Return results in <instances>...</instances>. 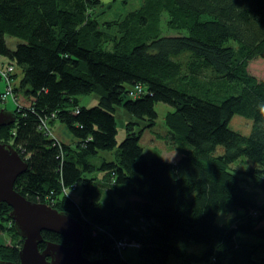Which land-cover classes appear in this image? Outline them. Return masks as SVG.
<instances>
[{
    "label": "trees",
    "instance_id": "16d2710c",
    "mask_svg": "<svg viewBox=\"0 0 264 264\" xmlns=\"http://www.w3.org/2000/svg\"><path fill=\"white\" fill-rule=\"evenodd\" d=\"M156 1L168 27L180 33H150L149 16L132 11L120 22L121 40L109 48L111 36L94 17L100 0H0V56L18 72L9 75L17 119L0 128V142L28 163L14 189L77 218L84 225L82 253L91 259L264 264V201L233 168L252 163L244 174L264 192V79L248 71L252 58H264V0ZM8 38L18 40L14 48ZM185 54L187 65L179 58ZM90 94L98 104L79 102ZM158 103L172 108L164 119L167 137L154 131ZM117 106L130 114L119 144ZM235 114L252 121L248 135L230 127ZM54 116L74 146L50 136L45 122ZM147 145H181L184 153L177 161L146 157ZM114 150L112 159L102 156ZM94 172L106 173L123 205L103 199L86 177ZM77 187L81 201L66 193ZM10 211L0 204V233L10 223L18 235ZM226 214L237 218L220 222ZM42 234L41 250L45 241L70 243ZM238 234L255 240L240 241ZM120 240L137 245L139 262L123 257ZM23 241L19 235L16 244L0 245V260L18 262Z\"/></svg>",
    "mask_w": 264,
    "mask_h": 264
},
{
    "label": "rangeland",
    "instance_id": "374dc122",
    "mask_svg": "<svg viewBox=\"0 0 264 264\" xmlns=\"http://www.w3.org/2000/svg\"><path fill=\"white\" fill-rule=\"evenodd\" d=\"M100 6L97 7L96 12H95V18L96 21L100 25V29L103 30L107 35L111 36V40L106 43L109 48H113V44L115 43L114 40H121V37L124 35L122 31H120V22H124L127 16L130 14L132 11L136 12H144L146 13L152 23V29L149 31L152 33V31H158L162 36H175V34H178L180 32L173 31L168 27V15L167 13L163 10L159 9V3L156 0H100ZM148 34V32H147ZM8 45L10 48H14L16 43L18 42L17 39L8 38ZM180 62L184 64H188L190 62V54H185L179 57ZM8 64V59L1 55L0 56V70L2 72H9V75H13L15 73L18 74L16 71L15 65H7ZM12 68L11 70H9ZM248 71L252 75H255L258 80H263L264 79V58L261 57H255L252 58V60L249 62L248 66ZM9 80L5 77L3 82H4V88H3V82H0V90H4L5 92L3 93V96L1 97L3 102H0V108L1 109H6L10 110L15 107L17 108L16 101L12 95L6 94L8 90L11 88V86L14 85L12 83L10 77H8ZM9 81V82H8ZM7 96V97H6ZM9 97V99H7ZM81 104L87 105V106H92L95 104H98L97 98L94 94H90V96H81L80 101ZM11 104V105H10ZM21 104H24L22 102ZM13 106V107H12ZM155 109H157L159 115L157 118V124L154 127V131L156 133L160 134L163 137H167L169 134L166 121L165 115L169 110L172 108L169 105H165L163 103H158L155 106ZM13 110L12 112H14ZM233 120L231 121L230 127L234 128L235 130L240 131L242 134H249L252 130V121L246 117H242L241 115L235 114L233 116ZM130 120V114L123 109V107L117 106L116 109V122L118 123V135H117V142L118 144L123 141V139L126 136V125L127 121ZM45 125L49 129L50 136L54 137L56 141L60 144L61 141L67 142L68 138L70 139L68 143L69 146H74L76 140L72 138V135L68 133V129L60 123L59 120L54 116L52 118H49L46 122ZM184 146H177L176 148H169L168 150H163L160 148H155L151 145L144 146V154H146V157H152L154 155H161L163 158L166 160L170 161H177L180 156L184 153ZM116 150L111 151V152H105L102 154V156H106V158L112 159L114 156ZM218 154H222V150L218 151ZM102 158V157H99ZM103 160V159H101ZM97 161V160H96ZM97 165H99V160ZM252 163L248 164H235L233 166L234 169L238 172V177L239 180L246 189L252 193V195L259 200L260 202L264 201V192H262L259 187H257L256 183L253 182L250 178H248L244 173L249 167H252ZM106 173L102 172H94L93 174L87 175V178H93L94 181V186L97 188L100 192L103 194V199L105 200H110V198H116L117 202L119 205H123L125 203L124 199H121L118 197V191L115 189L116 187H113L112 185H109L108 182H105L107 177L105 176ZM112 187V188H111ZM82 192L81 188H74L72 191L67 190L66 193L68 195H71V197L74 200H79V196ZM81 201V200H79ZM221 217L219 218V221L222 223H227V222H233L236 220V216L232 214H226V215H220ZM8 226V230L6 233H0V241H3L4 243H0V245H12L16 244L14 243L16 238L19 237V235H15L12 226L10 223L6 224ZM11 226V228H10ZM13 231V232H12ZM9 237V240L5 242V240ZM21 237V236H20ZM238 239L240 241L244 242H249V241H254L255 239L252 236H245L242 234L237 235ZM18 240V239H17ZM127 245H130L129 248L126 249L127 245L125 248H121L123 257L126 260H132L134 262H139L140 257H139V250L135 248L137 245L133 243H129L128 241H124ZM133 246V247H131Z\"/></svg>",
    "mask_w": 264,
    "mask_h": 264
},
{
    "label": "water",
    "instance_id": "95a60500",
    "mask_svg": "<svg viewBox=\"0 0 264 264\" xmlns=\"http://www.w3.org/2000/svg\"><path fill=\"white\" fill-rule=\"evenodd\" d=\"M17 119L14 112L0 108V128ZM28 171V163L10 143L0 142V204L11 207L10 216L18 235L23 238L19 261L0 264H111L109 258L91 259L82 253L84 225L67 211H59L47 203L28 200L14 189L18 177ZM42 231L65 236L69 244L45 241Z\"/></svg>",
    "mask_w": 264,
    "mask_h": 264
},
{
    "label": "built area",
    "instance_id": "2783aa9c",
    "mask_svg": "<svg viewBox=\"0 0 264 264\" xmlns=\"http://www.w3.org/2000/svg\"><path fill=\"white\" fill-rule=\"evenodd\" d=\"M12 68H10L9 70H11ZM2 73V75H3V77H6L8 80H9V78L8 77H10L9 76V72H1ZM9 82V81H8ZM13 89V86H11V88L8 90V92L6 93V94H9L10 93V91ZM9 95H11V94H9ZM126 243L124 242V241H122V240H120V241H118V248L120 247V248H125L126 247Z\"/></svg>",
    "mask_w": 264,
    "mask_h": 264
},
{
    "label": "crops",
    "instance_id": "0c3cea01",
    "mask_svg": "<svg viewBox=\"0 0 264 264\" xmlns=\"http://www.w3.org/2000/svg\"><path fill=\"white\" fill-rule=\"evenodd\" d=\"M8 62H9V61H8ZM0 82H3V81H0ZM3 88H4V82H3ZM4 92H5V91L1 89V90H0V95L3 94ZM1 97H2V96H1ZM6 97H7V96H6ZM7 99H9V97H8ZM10 105H11V104H10ZM12 107H13V106H12ZM13 110H15V107H13V109H10V110L8 109V111H11V112H12ZM63 125H64V124H63ZM64 126L67 128L66 125H64ZM67 129H68V128H67ZM68 133L71 134V133L69 132V130H68ZM71 135H72V134H71ZM72 138L75 139V137H74L73 135H72ZM69 140H70V139L68 138V141H67V142H64V141H61V142H63V143H65V144L69 145V144H70V143H68ZM75 140H76V139H75ZM8 240H9V237L5 240V242H7ZM0 243H4V242H3V241H0Z\"/></svg>",
    "mask_w": 264,
    "mask_h": 264
}]
</instances>
